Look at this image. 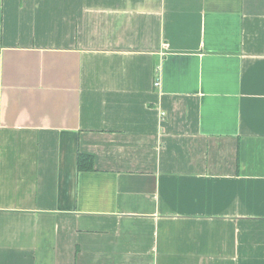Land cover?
<instances>
[{
	"label": "crops",
	"instance_id": "crops-1",
	"mask_svg": "<svg viewBox=\"0 0 264 264\" xmlns=\"http://www.w3.org/2000/svg\"><path fill=\"white\" fill-rule=\"evenodd\" d=\"M0 264H264V0H0Z\"/></svg>",
	"mask_w": 264,
	"mask_h": 264
},
{
	"label": "trees",
	"instance_id": "trees-1",
	"mask_svg": "<svg viewBox=\"0 0 264 264\" xmlns=\"http://www.w3.org/2000/svg\"><path fill=\"white\" fill-rule=\"evenodd\" d=\"M94 160L91 155L80 153L78 154L77 165L80 170H91Z\"/></svg>",
	"mask_w": 264,
	"mask_h": 264
},
{
	"label": "built area",
	"instance_id": "built-area-1",
	"mask_svg": "<svg viewBox=\"0 0 264 264\" xmlns=\"http://www.w3.org/2000/svg\"><path fill=\"white\" fill-rule=\"evenodd\" d=\"M155 85H158V82L157 81L155 82Z\"/></svg>",
	"mask_w": 264,
	"mask_h": 264
}]
</instances>
